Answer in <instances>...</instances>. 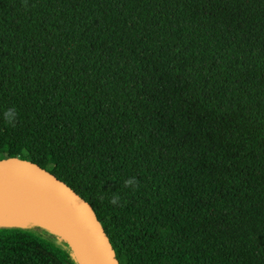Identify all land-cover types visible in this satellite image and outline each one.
<instances>
[{"label": "trees", "instance_id": "16d2710c", "mask_svg": "<svg viewBox=\"0 0 264 264\" xmlns=\"http://www.w3.org/2000/svg\"><path fill=\"white\" fill-rule=\"evenodd\" d=\"M5 141L118 264H264V0H0ZM35 226H0V264H78Z\"/></svg>", "mask_w": 264, "mask_h": 264}, {"label": "water", "instance_id": "95a60500", "mask_svg": "<svg viewBox=\"0 0 264 264\" xmlns=\"http://www.w3.org/2000/svg\"><path fill=\"white\" fill-rule=\"evenodd\" d=\"M0 185L33 192L54 209L79 242L81 252L58 235L69 244L78 264H118L90 205L49 171L21 158L0 160Z\"/></svg>", "mask_w": 264, "mask_h": 264}, {"label": "bare ground", "instance_id": "6f19581e", "mask_svg": "<svg viewBox=\"0 0 264 264\" xmlns=\"http://www.w3.org/2000/svg\"><path fill=\"white\" fill-rule=\"evenodd\" d=\"M27 225H38L56 233L81 252L76 236L42 197L18 187L0 185V226Z\"/></svg>", "mask_w": 264, "mask_h": 264}, {"label": "clouds", "instance_id": "9594fccd", "mask_svg": "<svg viewBox=\"0 0 264 264\" xmlns=\"http://www.w3.org/2000/svg\"><path fill=\"white\" fill-rule=\"evenodd\" d=\"M26 6V5H25ZM18 118V113L15 108L7 109L3 113V119L5 123L10 127H15ZM125 188L131 189L133 191L139 188V180L136 177H130L124 181ZM103 199V196L100 197ZM121 197L117 193H113L109 203L113 206H122L120 203Z\"/></svg>", "mask_w": 264, "mask_h": 264}, {"label": "rangeland", "instance_id": "374dc122", "mask_svg": "<svg viewBox=\"0 0 264 264\" xmlns=\"http://www.w3.org/2000/svg\"><path fill=\"white\" fill-rule=\"evenodd\" d=\"M4 160L7 159H13V158H19V156L16 153V148L11 143L5 141L4 145Z\"/></svg>", "mask_w": 264, "mask_h": 264}]
</instances>
